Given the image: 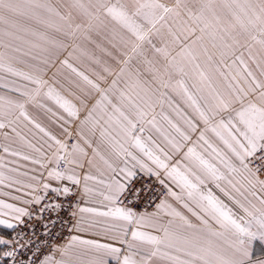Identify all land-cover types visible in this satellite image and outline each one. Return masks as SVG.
<instances>
[{
    "label": "snow or ice",
    "instance_id": "snow-or-ice-1",
    "mask_svg": "<svg viewBox=\"0 0 264 264\" xmlns=\"http://www.w3.org/2000/svg\"><path fill=\"white\" fill-rule=\"evenodd\" d=\"M105 21L114 25L116 53L101 51L120 65L109 87L102 88L67 60L61 62L99 94L88 108L91 92L85 91L78 108L48 85L43 66L68 41L87 38L88 31L99 30ZM37 47L43 55L32 53ZM0 48L5 49L0 51V73L15 78L0 76V88L17 94H0V130H8L2 132L0 169L6 167V156L35 166L0 171V187L11 190L0 196L17 201L0 199V226L16 229L25 225V218L41 226L38 236L34 224L27 225L31 236H0V245L11 246L0 260L264 264L252 260L253 242L264 243V0H70L60 7L47 0H0ZM94 62L101 63L98 58ZM103 71L113 74L106 63ZM121 80L125 87L117 89ZM44 99L66 113L67 119L57 117L63 140L29 113L30 105L52 112ZM165 103L176 121L163 111L156 113L157 105ZM71 120L79 121L75 137L64 127ZM146 130H154L164 146L145 137ZM197 132L192 142L190 133ZM189 142L192 146L184 151ZM176 156L180 159L172 163ZM85 163L88 171L81 178ZM141 174L155 177L162 190L135 187ZM89 182L106 189L100 193L109 205L106 211L79 206L93 191ZM209 185L250 219H237ZM139 203L154 204V210L137 211ZM65 206L73 209L69 220L60 216ZM85 213L102 218L88 222V228L96 229L103 242L79 235L65 240L56 230L60 224L70 232L84 231ZM29 245L31 255L17 259L18 250Z\"/></svg>",
    "mask_w": 264,
    "mask_h": 264
},
{
    "label": "crops",
    "instance_id": "crops-1",
    "mask_svg": "<svg viewBox=\"0 0 264 264\" xmlns=\"http://www.w3.org/2000/svg\"><path fill=\"white\" fill-rule=\"evenodd\" d=\"M52 1L53 2L57 1L59 7L62 6V3H61L62 1H65V3L70 2V0H52ZM60 10L63 12L64 8L61 7ZM110 85L111 84L106 83L102 86V88H107ZM124 87H125L124 83H119V82L117 83V89H123ZM117 94L118 93L112 94L111 98L113 99L114 103L116 102V95ZM66 95L68 96V97H66V99L70 103L76 105V107H78V108L81 107L80 99L85 98V97H80V96L78 98H76V96L72 97V94L70 92ZM168 95L171 96L174 101L179 103V99H178V97L175 96L174 93L169 92ZM87 99H88V108H91V106L95 103V101L97 99H99V94L96 92H95V94L91 93V95ZM41 102L44 103L47 108H50L52 110V112H47L44 109L40 108V111H38L37 113H32L31 116L35 120H37V122H39L42 126H44L48 131H50L53 135H55V136H57V138H60L63 140L65 137L63 136L61 129L59 127V125L62 122L57 120V117L64 116L67 119L66 113H64L63 109H61L59 106L52 105L49 102V100H47V99H44ZM181 107L183 108V105H181ZM185 110L187 111V109H185ZM155 111L157 114H159V113H161V111H163L164 114L170 116L174 121H176V119H177L175 117L174 113L168 108L167 103L164 104L163 108H161L159 105H157ZM52 113H55L56 115L53 116ZM84 114H85V111L82 110L80 113L81 119L83 118ZM157 119L160 121L162 126L167 127L166 122H164L159 115L157 116ZM177 122L179 123V121H177ZM78 124H79L78 120H71L68 124H65L64 127H67L68 131L71 132L73 134V136L75 137L76 131L78 128ZM181 127H183L182 124H181ZM199 128L203 129V125L200 124ZM97 135H98V133H97ZM143 135L145 137L148 135H151L152 138L157 141V143H160L161 146H164L162 140L159 138L158 134L154 130L151 132L146 130L143 133ZM190 135L192 136V142H195L197 136L199 135V132H197L195 134L190 133ZM206 135L218 147L223 148V146L219 143L218 140H216V138L214 137V135L212 133H207ZM29 138H31V137H29ZM192 142H189L185 146L184 151L187 150L188 146H192ZM1 143H4V142H1ZM197 151L199 152V151H201V149L197 148ZM0 155H4L2 150H0ZM13 159L17 160V164L8 163V161H11ZM178 159H180V156L174 157L172 160V163H175L176 160H178ZM4 163H5L6 167L4 169H0V171H5L6 174H8L7 173L8 167H17L19 164L26 165V167L19 168V171H21V172L28 171L31 167H35V166L29 164L28 162L19 161L18 158H14V157H10V156L5 157ZM87 171H88V167H87V164L85 163V168L83 170H80L81 178L83 177V175ZM92 174L98 175L95 172V170L92 171ZM10 175H15V173H11ZM65 183H67V182H65ZM82 185H83V180L81 179V186ZM53 186H55V182H53ZM89 187L93 190L92 193L90 195L84 197L83 199H81L79 206L80 207L96 208L99 211H106L108 209L109 205L107 204L106 201H104L103 195H100V193L106 192V189H104L102 186L97 185L93 182H89ZM209 187H212L214 194L219 199H221L225 204H227L229 207H231L234 210V212L236 213L237 219H239L240 217H243L245 221L250 219V217H248L241 209H239V207L237 205H235L231 200H229L227 197H225L218 189H215L214 186H212V185H209ZM10 191H11L10 189L0 187V192H10ZM177 191H178V189H177ZM242 191H243V189H242ZM13 194H15V193H13ZM257 194H260L258 189H257ZM233 195H236L238 199L243 200V198L240 197L238 194L233 193ZM0 199L5 200V202H7V203L17 204V201H13V200L9 199L7 196H0ZM170 202L175 204L174 201H170ZM18 206H23V205L18 204ZM257 206L259 207V205H257ZM84 217H85L84 231L73 232V235H79L83 239H97V240H101L103 242V237L97 236L94 234L96 229L88 228V222H90L92 220H96V219H102V218L92 217L91 214H88V213H85ZM191 219L193 220L194 223H198V221H196L195 218H191ZM213 226L218 229V226H216L214 224V222H213ZM146 230L151 231V229H146ZM11 231H12V229H5L2 226H0V236H4L5 238L9 239ZM4 247H5V245H0V253H2L4 251ZM252 260H253V262L264 260V243L260 242L259 240L253 242ZM0 264H3L2 260H0ZM113 264H114V262H113Z\"/></svg>",
    "mask_w": 264,
    "mask_h": 264
},
{
    "label": "rangeland",
    "instance_id": "rangeland-1",
    "mask_svg": "<svg viewBox=\"0 0 264 264\" xmlns=\"http://www.w3.org/2000/svg\"><path fill=\"white\" fill-rule=\"evenodd\" d=\"M47 2L59 7L57 1L53 2L52 0H47ZM84 2H87V0H84ZM61 3L62 5L67 4L65 1H62ZM73 14L75 15V12ZM113 27L114 25L110 21H105V26L101 27L99 30L88 31L86 33L87 38H85V35H80L75 41H68V46L61 50L49 65H42L45 67L43 79H45L48 82V85L54 88L64 99L68 97L66 94L69 92L72 94V97L76 96V98L79 96L85 97V91H90L95 94V92L91 91L70 68L61 63L62 61L67 60L70 65L75 67L78 71L83 72L89 77V79L100 83L101 87L106 83L111 84L112 80L115 79V72L119 70L120 65L117 64L115 60L104 55L101 49H107L108 51L116 53V49L112 47V43L115 42L112 36ZM0 51H5V49L0 48ZM31 51L35 55H43L40 52L39 47L33 48ZM94 58L100 59L101 63L96 64ZM24 59L30 58L24 57ZM105 63L113 69V74L109 75L103 71ZM0 76H3L5 81L15 79L4 73H0ZM98 76H104L105 79L102 81L98 80ZM118 82L124 83L123 80ZM45 91H47V89H45ZM0 94L12 95L13 97L17 95L15 93H9L5 88H0ZM49 102L54 106H58L52 100H49ZM38 111H40V108L31 105L29 106L30 115L32 113H37ZM3 131L8 130H0V143L4 142L2 137Z\"/></svg>",
    "mask_w": 264,
    "mask_h": 264
},
{
    "label": "built area",
    "instance_id": "built-area-1",
    "mask_svg": "<svg viewBox=\"0 0 264 264\" xmlns=\"http://www.w3.org/2000/svg\"><path fill=\"white\" fill-rule=\"evenodd\" d=\"M71 142H74L71 141ZM257 163H259V161H257ZM260 178L264 179V172L260 173ZM134 186L139 188L142 186H151L153 191H160L161 186L158 184V182L156 181V178L151 177L149 178L147 175H138L136 180L134 181ZM158 202V201H157ZM79 205H80V201H79ZM147 207V211L151 212L154 210V204L153 205H146L145 203H139L138 205L135 206L137 211H144L145 208ZM73 209L68 208L67 206H65L64 210L60 213V216L63 220H69L70 219V215H71V211ZM35 225V232L38 234L41 231V226L40 223L38 221H30L27 218H25V225H21L18 226L16 229H12L9 239H11L13 236L16 235L17 232H23L28 236H31V232L29 230V228L27 227V225ZM57 231L61 232V235L63 236V238L66 240L70 235H73V232L69 231V227L68 226H64L61 229V225L58 224L57 225ZM33 247V245H29V249L26 250H18V255H17V259H25L26 257L31 255V251L30 249ZM5 250H11V246H5L4 247V251ZM5 261H7V264H12L11 260L9 258H4L2 260V263L5 264Z\"/></svg>",
    "mask_w": 264,
    "mask_h": 264
}]
</instances>
